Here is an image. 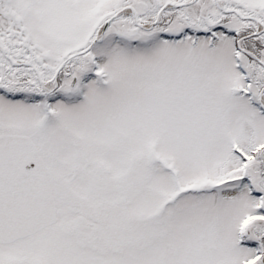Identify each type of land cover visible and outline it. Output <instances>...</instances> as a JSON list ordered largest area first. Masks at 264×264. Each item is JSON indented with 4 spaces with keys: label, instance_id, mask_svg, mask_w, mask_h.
Segmentation results:
<instances>
[{
    "label": "snow or ice",
    "instance_id": "1",
    "mask_svg": "<svg viewBox=\"0 0 264 264\" xmlns=\"http://www.w3.org/2000/svg\"><path fill=\"white\" fill-rule=\"evenodd\" d=\"M0 264H264V0H0Z\"/></svg>",
    "mask_w": 264,
    "mask_h": 264
}]
</instances>
